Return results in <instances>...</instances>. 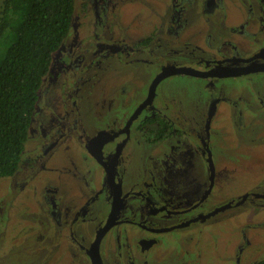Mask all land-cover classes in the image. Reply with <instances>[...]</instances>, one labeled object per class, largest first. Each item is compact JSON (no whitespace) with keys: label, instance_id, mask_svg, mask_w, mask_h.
Returning <instances> with one entry per match:
<instances>
[{"label":"flooded vegetation","instance_id":"af4514ba","mask_svg":"<svg viewBox=\"0 0 264 264\" xmlns=\"http://www.w3.org/2000/svg\"><path fill=\"white\" fill-rule=\"evenodd\" d=\"M118 4L119 0H80L72 32L81 29V24L74 26L79 18L78 10L87 14L91 5L87 26H109L115 19ZM171 7L168 17L163 21L155 20L152 36L155 42L144 39L134 47H115L110 44L113 40L89 31L87 37L71 43L70 32L52 54L50 72L39 93L36 111H40L45 95L53 90H65L69 97L57 125L41 132L40 142L39 138L34 140L37 148L32 149L46 161L35 162L30 173L34 171L40 175L49 167L59 172L58 178L53 177L41 191L39 203L45 211V227L30 236L34 246L27 248L35 251L38 264L47 261H50L47 264H56L63 260V264H157L156 259L150 261V257L158 256V247L165 244L163 238L168 237L167 234H180L194 225L213 221L248 200L264 201V189H257L237 201L207 208L218 183L211 150V127L219 106L231 102L224 91L209 97L206 111L197 115L198 119L184 109L165 114L152 106L158 86L172 76L185 75L208 82L253 76L264 81V0H172ZM158 14L155 10V16ZM200 17L208 30L200 27ZM210 42H214L213 48L207 47ZM152 45L158 49L169 47L179 59L160 68L138 104L132 106L127 98L121 101L124 117L112 116L105 124L94 126L89 133L84 132L82 141L78 142L73 101L79 83L95 63L102 65L117 51L133 55ZM73 46L76 49L72 53ZM181 47L187 51H182ZM185 55L194 57L196 67L182 65L186 63ZM56 58L59 59L58 69L54 67ZM190 70L195 71L194 75L187 74ZM172 71L181 72L156 81L163 73ZM257 87L260 96L264 83ZM121 94L126 97L125 87ZM243 100L244 97L237 96L233 113L241 128L244 116L240 102ZM116 102L110 94L104 99L110 112ZM260 102L264 107V98ZM33 121L35 123V119ZM75 143L76 152H72ZM62 148L69 155L68 161L78 158V153L82 154V160H92L72 171H75L74 176L70 175L73 181L62 178V157L65 156V153L59 154ZM143 148L148 153L143 152ZM30 150L26 149L24 154ZM136 152L147 160L143 168L130 164ZM197 160L207 166L206 181L196 180L191 173ZM133 167L136 172L131 178L132 174L127 172ZM124 225L135 229L136 234L130 235L123 230L115 232ZM172 242L179 248L180 241ZM239 250L237 264H241L245 252L243 248Z\"/></svg>","mask_w":264,"mask_h":264},{"label":"rangeland","instance_id":"374dc122","mask_svg":"<svg viewBox=\"0 0 264 264\" xmlns=\"http://www.w3.org/2000/svg\"><path fill=\"white\" fill-rule=\"evenodd\" d=\"M2 1L0 0V11ZM171 3L172 0H119L115 19L111 20V24L95 27L87 26L91 16L89 13H92L90 5L87 14H83L82 10L77 11L79 18L74 26L81 24L82 31L80 29L74 33L71 29V43L87 37L89 31L113 40L110 44L115 47H134L135 43L144 39L155 42L152 38L155 20L161 21L172 13ZM155 10L159 13L158 16H155ZM200 27L203 30L209 29L201 17ZM213 43L210 42L207 47L213 48ZM217 47L218 45L214 46L215 49ZM154 48L155 45H152L138 50L133 55L127 51H117L108 60L103 61L102 65L94 64L91 72L79 83L73 101V120L77 124L75 138L78 142L82 141L84 132H91L94 126L105 124L112 116L124 117L121 101L127 98L132 106L138 104L160 68L174 59H179L174 57V51L169 47L155 48L151 53ZM75 49L73 46L72 53ZM180 49L187 51L183 47ZM183 58L186 63L182 65L196 67L193 56L185 55ZM58 61L56 58L54 67H57ZM250 77L208 82L185 75L172 76L163 80L155 93L153 107L159 108L165 114L167 111L184 109L197 119V115L206 111V101L211 95L222 90L231 99L230 103L223 102L219 106L211 127V150L218 183L215 193L206 204L207 208L223 206L252 191L264 189V107L260 102V99L264 98V92L260 96L257 92V85L264 81ZM124 87L127 89L126 97L121 94ZM52 92L54 94L45 95L40 111H36L32 135L30 132L26 144V149L31 150L24 154L19 172L13 177L0 180V264H38L34 258L35 251L27 248L34 246L30 236L45 227V211L39 203L41 191L53 177L58 178L59 172L57 173L55 167H49L40 175L34 171L30 173L35 162L46 161V158H42L40 153L32 149L37 148L34 140L39 138L40 142L41 132H47L57 125L65 113L64 102L69 97L65 90ZM109 94L117 101L111 112L104 104V99ZM237 96L244 97L240 102L244 116L242 128L233 115ZM76 147L77 143L72 145V152H76ZM65 152V148L60 149V156ZM138 152L130 164L143 168L147 160L138 155ZM143 152L148 153L145 148ZM49 153L52 154V150ZM68 158L67 153L62 157V178L68 177L71 181L73 180L70 175L74 176L78 168L86 165L85 162H92L90 159L82 160L81 153L73 160L68 161ZM136 168L133 167L127 172L132 174L131 178H134ZM205 169L207 170V166L204 167L203 162L197 160L191 173L196 180L206 181ZM261 203L264 204V201L248 200L244 205H237L213 221L194 225L192 229L180 234H167L168 237L163 238L165 244L158 247V256L150 257V261L156 259L157 264H237L236 257L239 249L243 248L245 252L241 256V264H256L264 259V206ZM122 230L129 231L130 235L136 234V230L128 229L127 225L119 226L115 232ZM176 240L180 241L179 248L172 242ZM63 263L64 260L56 262Z\"/></svg>","mask_w":264,"mask_h":264},{"label":"trees","instance_id":"16d2710c","mask_svg":"<svg viewBox=\"0 0 264 264\" xmlns=\"http://www.w3.org/2000/svg\"><path fill=\"white\" fill-rule=\"evenodd\" d=\"M80 0H3L0 11V180L20 169L52 54ZM256 264H264V259Z\"/></svg>","mask_w":264,"mask_h":264},{"label":"water","instance_id":"95a60500","mask_svg":"<svg viewBox=\"0 0 264 264\" xmlns=\"http://www.w3.org/2000/svg\"><path fill=\"white\" fill-rule=\"evenodd\" d=\"M192 70L190 71H187V74H190V75H194L193 72H191ZM181 71H172L170 73H163L156 81L159 82L161 78H163L164 76L168 75V74H173V73H180Z\"/></svg>","mask_w":264,"mask_h":264}]
</instances>
